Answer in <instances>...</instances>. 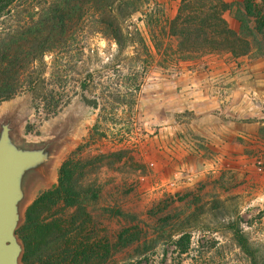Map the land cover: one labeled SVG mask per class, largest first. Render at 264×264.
<instances>
[{
    "label": "rangeland",
    "instance_id": "1",
    "mask_svg": "<svg viewBox=\"0 0 264 264\" xmlns=\"http://www.w3.org/2000/svg\"><path fill=\"white\" fill-rule=\"evenodd\" d=\"M128 1L139 12L121 21L123 51L98 32L103 20L90 12L73 28L60 61L46 56L48 77H55L37 93L25 90L0 104V134L7 125L17 148L46 155L23 176L18 229L73 156L88 164L82 180L100 187V198L78 213L46 206L41 220L53 229L59 222L74 231L84 227L92 244L109 240L110 264H253L234 240L237 224L253 244L257 264H264V141L217 150L201 139L193 112L177 108L174 84L180 71H208L198 65L205 56L182 59L177 42L160 31L176 17L181 0ZM226 18L238 31L233 14ZM101 156L108 158L101 162ZM181 230L191 236L188 250L176 244ZM122 234L140 242L123 246ZM23 254L24 248L20 264H33Z\"/></svg>",
    "mask_w": 264,
    "mask_h": 264
},
{
    "label": "trees",
    "instance_id": "2",
    "mask_svg": "<svg viewBox=\"0 0 264 264\" xmlns=\"http://www.w3.org/2000/svg\"><path fill=\"white\" fill-rule=\"evenodd\" d=\"M136 1L141 5V0ZM90 12L103 20L97 24L98 32L114 40L123 51L127 42L121 21L139 12L134 2L0 0L3 27L0 32V104L25 90L37 93L41 86L55 77L54 73L48 77L46 56L55 54L53 63H58L64 45L73 35V28L87 19ZM229 13L239 23L238 31L228 22L226 15ZM160 31L163 37L177 42V52L186 60L211 54H231L234 58L254 52L264 55V6L257 0L231 3L226 0H181L176 17ZM138 35L139 44L145 46V40ZM60 108L61 105H57L53 114ZM99 158L102 162L108 156ZM87 166L86 162L71 156L59 169L57 185L34 201L26 224L16 231L23 244L25 260L33 264H92L96 259L97 264H110L113 260L114 247L109 240L92 244L83 235L84 227L74 231L68 229L66 223L59 222V226L53 229L41 220L43 211L48 209L46 206H63L78 213L99 200L102 189L82 180ZM232 226L235 242L253 264H257V254L250 239L239 224ZM177 234L180 236L177 246L188 250L191 236L182 230ZM138 240H125L123 234L119 237L123 246Z\"/></svg>",
    "mask_w": 264,
    "mask_h": 264
},
{
    "label": "crops",
    "instance_id": "3",
    "mask_svg": "<svg viewBox=\"0 0 264 264\" xmlns=\"http://www.w3.org/2000/svg\"><path fill=\"white\" fill-rule=\"evenodd\" d=\"M199 64L208 71H180L174 85L177 108L193 112L201 139L213 142L217 150L264 141V58L211 54ZM260 144L264 151V142Z\"/></svg>",
    "mask_w": 264,
    "mask_h": 264
},
{
    "label": "water",
    "instance_id": "4",
    "mask_svg": "<svg viewBox=\"0 0 264 264\" xmlns=\"http://www.w3.org/2000/svg\"><path fill=\"white\" fill-rule=\"evenodd\" d=\"M46 159L42 151L17 148L10 129L3 126L0 134V264H20L23 247L16 235L19 203L23 198L25 173Z\"/></svg>",
    "mask_w": 264,
    "mask_h": 264
}]
</instances>
